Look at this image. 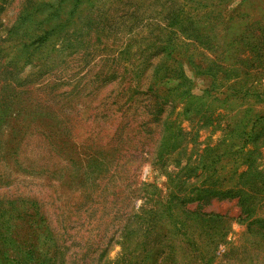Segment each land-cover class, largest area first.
Wrapping results in <instances>:
<instances>
[{"label": "rangeland", "instance_id": "374dc122", "mask_svg": "<svg viewBox=\"0 0 264 264\" xmlns=\"http://www.w3.org/2000/svg\"><path fill=\"white\" fill-rule=\"evenodd\" d=\"M174 5L195 17L199 38L171 23L167 13ZM29 20L49 30L44 40L26 37ZM173 58L182 60L195 96L191 113L180 115L192 159L187 164L207 150L201 163L218 169L219 181L229 184L226 171L249 155L263 182L264 0H0V87L10 106L0 122V264L52 262L54 241L60 253L69 247L66 264H112L121 245L113 234L120 217L83 211L100 203L98 187L93 201L80 202L92 185L114 181L85 160L95 148L114 152L118 158L109 167L128 170L123 177L130 187L144 182L164 188L154 156L140 154L141 141L145 151L154 150L159 138L148 94L132 89L136 75L149 76ZM247 58L253 62L246 67ZM147 83L139 82L142 88ZM176 83L168 77L157 84L164 91ZM12 91L24 93L13 100ZM34 100L40 109L31 106ZM10 129L21 131L12 150L3 145ZM222 138L233 144V155H222ZM128 141L132 149H126ZM63 148L72 154L58 153ZM125 152L138 156L126 163ZM257 205L254 217L264 220V201ZM203 210L225 217L213 264H264V242H255L247 227L254 217L238 220L235 200H213ZM84 241L92 248L78 249Z\"/></svg>", "mask_w": 264, "mask_h": 264}, {"label": "trees", "instance_id": "16d2710c", "mask_svg": "<svg viewBox=\"0 0 264 264\" xmlns=\"http://www.w3.org/2000/svg\"><path fill=\"white\" fill-rule=\"evenodd\" d=\"M167 16L171 17V23L177 25L178 29L190 30V34L194 38H199L200 31L199 27L196 26L195 17L186 14L183 8L174 5ZM26 33V37L37 36L39 39L38 36H40V40H44L49 34V30L39 28L32 24V20H29L26 25ZM194 40L197 41V39ZM231 58L233 59V57ZM239 60L243 61L241 58ZM252 62V58L244 59L245 66H250ZM13 76L9 74L8 77L12 79ZM136 76L138 78L137 84L132 90H135V93L137 90V93L143 96L148 94V108L151 110L154 121H156L159 133L154 150L145 151V143L141 141L142 153L140 152V154L154 156L151 164L157 166V169L165 176L164 188L160 190L154 184L144 182L140 186L136 185L135 189L130 187V183H126L123 177L128 170L121 167L118 170L117 167L114 169L109 167V163L118 158L115 153L112 152L110 153L112 155H108L107 152L102 153L95 148L92 154L86 158L85 164L90 169L102 168L106 173H109V177L114 182L110 185L106 183L92 185V189L84 192L83 198L85 200L81 201L80 205L82 207L89 204V201H93L92 194L98 187L97 196L101 199L100 203H96L95 207L91 209L86 206L83 211L89 210L91 215L100 212L101 215L113 214V217H120L122 222L113 234H117L121 245L116 257L111 261L112 264H213L218 239L226 234L224 232L225 217L215 212H206L203 208L213 200H235L240 209L238 220H250L255 215L254 210L258 206L257 204L264 201V176H262L263 182H260L256 177V168L251 165L253 161L249 155L236 167L226 171L225 176L229 184L219 181L218 169L204 166L201 163L204 161L207 150H200L192 165L187 164L191 159L190 155L187 156L186 137L188 133L181 127L180 115L185 119V116L191 113L192 104L190 101L195 96L189 93L188 88L191 82L184 74L183 63L180 58H173L172 64L167 65L162 70L154 69L149 76L140 73ZM8 77L7 79H9ZM142 77L148 79L146 88H142V85L139 84L143 79ZM168 77L177 83L174 87L162 91L157 83ZM231 78L233 77L229 75V79ZM6 85L8 86V84ZM5 92L7 90L0 87V122L5 119L10 107L7 104L9 102ZM22 93L24 91L15 92L9 97L14 100L17 96L19 100V94ZM230 95L232 96L233 93L231 92ZM168 101H170L169 104ZM33 102L31 104L33 108H41L37 100ZM166 102L168 106L165 108ZM177 104H180V107L175 110ZM167 110H169L168 114ZM197 112L199 113L198 110H196ZM173 113L175 114L174 117ZM33 122H38V120H33ZM242 127L243 125L240 128ZM20 134L21 131L17 132L15 129H10L3 145L8 146L9 150L17 148ZM220 142L225 146L222 152L223 156L234 154L229 149L233 144L227 143L226 138H222ZM13 143L14 145L9 147ZM130 143L131 141L127 142L129 145L126 146V149L129 147L132 149ZM133 149L136 150L137 146ZM61 150L58 153L72 154L71 148L69 153L67 149ZM176 150L177 157L170 164L172 154ZM213 151L211 150V152ZM137 156L134 152H125L122 158L126 159L127 163L129 159ZM67 159L72 165H77L74 158ZM181 161H186V163L182 165ZM116 178L121 181L116 180ZM142 193L143 195H140ZM136 198L141 199L139 205L135 203ZM257 199L259 202L255 203ZM256 218L257 216L248 221L247 227L250 234L255 236V242H264V220ZM61 228L63 230L60 235L63 237L66 227L63 225ZM112 237L113 235L110 238ZM62 240L64 242L66 238L64 237ZM52 247L51 251L48 249L52 262L46 261L44 264H66L63 251L69 250V247L64 246L60 250L61 253L59 252L61 245H58L56 241ZM82 247L92 248L87 241H84V244L78 249ZM57 253L62 255V259L57 260ZM74 254L77 255V253Z\"/></svg>", "mask_w": 264, "mask_h": 264}]
</instances>
